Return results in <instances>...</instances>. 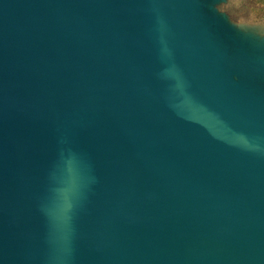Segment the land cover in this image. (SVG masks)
<instances>
[{
  "label": "water",
  "instance_id": "95a60500",
  "mask_svg": "<svg viewBox=\"0 0 264 264\" xmlns=\"http://www.w3.org/2000/svg\"><path fill=\"white\" fill-rule=\"evenodd\" d=\"M259 1L0 0V264H264Z\"/></svg>",
  "mask_w": 264,
  "mask_h": 264
},
{
  "label": "flooded vegetation",
  "instance_id": "af4514ba",
  "mask_svg": "<svg viewBox=\"0 0 264 264\" xmlns=\"http://www.w3.org/2000/svg\"><path fill=\"white\" fill-rule=\"evenodd\" d=\"M263 2H264V1H259V3H258V4H259V5H260V4H261V5H263ZM258 4H257V5H258Z\"/></svg>",
  "mask_w": 264,
  "mask_h": 264
}]
</instances>
